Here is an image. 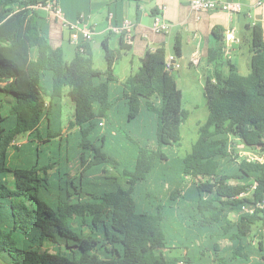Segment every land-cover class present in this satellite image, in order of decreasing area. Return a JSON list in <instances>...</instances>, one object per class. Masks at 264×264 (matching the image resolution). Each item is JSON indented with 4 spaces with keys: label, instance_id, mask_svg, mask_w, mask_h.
<instances>
[{
    "label": "trees",
    "instance_id": "16d2710c",
    "mask_svg": "<svg viewBox=\"0 0 264 264\" xmlns=\"http://www.w3.org/2000/svg\"><path fill=\"white\" fill-rule=\"evenodd\" d=\"M46 3L0 0V262L264 264V224L255 232L256 245L252 235L264 220V206H256L264 201L261 24L251 26L245 75L220 46L209 48L211 68L203 73L207 118L190 152L178 158L179 175L163 173L160 181L155 170L169 160L166 147L180 141L188 116L175 76L165 68V48L147 51L123 80L113 72L128 48L122 35L117 50L103 40L104 69L94 66L89 41L66 60L42 27ZM113 84L120 86L118 95ZM64 96L73 104L70 125L78 126L77 157L85 165L77 177L68 173L76 155L68 150L63 161L61 152ZM121 132L134 147L129 159L115 148ZM17 136L36 144L18 166L10 159ZM240 149L257 151L261 159L240 157ZM105 165L118 174L105 175L113 184L100 192L83 188L86 177L100 176L94 173ZM186 178L188 191L179 188ZM140 184L159 189L141 195ZM175 248L184 252L164 251Z\"/></svg>",
    "mask_w": 264,
    "mask_h": 264
},
{
    "label": "crops",
    "instance_id": "0c3cea01",
    "mask_svg": "<svg viewBox=\"0 0 264 264\" xmlns=\"http://www.w3.org/2000/svg\"><path fill=\"white\" fill-rule=\"evenodd\" d=\"M57 1L63 12V20L56 17L53 12L40 8L44 14L42 27L48 35L50 44L53 47L61 48L64 55L67 51L68 54L72 53L74 57L76 44L70 41L69 29L63 22H79V27L87 26L93 31L92 38L89 41L92 44L91 54L93 62L98 49L103 46L102 42L104 39H108L111 49L117 50L119 48V35L110 34L109 27L111 25H121L125 19L134 24L133 30L128 37L130 43L125 41L128 47L124 50L125 54H127L126 63L123 67H120V64L117 62L119 61L118 59L113 65V72L119 80L125 79L130 73L135 71V68L138 70L142 58L147 51L155 50L161 46L165 48L166 57L170 54L175 55L180 67L174 71H176L178 79H180L187 74V64L189 66L200 67L203 72L211 68L208 63V51L211 47L220 46L223 55L230 59L231 52L236 51L238 44L240 45L244 40V36L242 35L243 28L248 30L249 38L246 37L245 39L249 43L250 56L251 26L255 23L261 24L264 34V0H261L260 3H258V0H228L239 2L242 6V11L233 15L221 10L193 11L189 4L191 0ZM109 13H112L111 18L108 17ZM155 15H160L162 20L170 24L169 32H157L153 30L152 25ZM231 30H233L232 34L234 38L227 40L226 34ZM216 35H221V40L217 39ZM81 38L82 36L80 35V40ZM176 48H178L179 54H176ZM194 56L198 57V61L191 64ZM234 64L238 68V64ZM105 66L106 61L103 68L95 67L104 69ZM175 80L177 84L178 80ZM118 85L113 84L117 95L120 90V86ZM63 115L62 113L63 126L61 137L66 139V141H62L63 148L61 152L64 155L63 161H65L67 159L66 154L69 152L68 150L74 149L73 153L76 155L74 158H70L71 160L77 157L78 153L75 152V148L78 149L76 134L78 126H73L77 128L73 130L72 134L70 132L65 133ZM119 116L120 119H123L124 113L120 112ZM31 151L32 149L28 146L26 155L28 156ZM0 264L4 263L0 262Z\"/></svg>",
    "mask_w": 264,
    "mask_h": 264
},
{
    "label": "rangeland",
    "instance_id": "374dc122",
    "mask_svg": "<svg viewBox=\"0 0 264 264\" xmlns=\"http://www.w3.org/2000/svg\"><path fill=\"white\" fill-rule=\"evenodd\" d=\"M242 35L244 36V40L240 45L238 44V48L236 51L231 52L230 54V60L233 63L238 64V72L242 75H245L249 72V43L248 40L245 39L246 37L249 38L248 30L243 28ZM67 45V44H66ZM70 51V50H69ZM72 52V51H70ZM126 52L123 50L121 53V57L119 58V61H117L120 64V67H123V65L126 63ZM66 60H71L73 57V54H68L66 51V54L64 55ZM94 63L96 67L103 68L104 67V48L103 46L98 49V52L95 54L94 57ZM193 64V63H191ZM136 72L137 68L134 69ZM187 74H185L183 77L178 79L176 71L174 72L175 79L178 80L177 86L181 91V102H182V108L188 112V116L185 119V121L181 124L180 127V133L181 138L180 141L171 147H166L168 150L169 160L160 162L158 164V167L156 168L155 172V180H162L161 178H165V175L163 173H168L169 175H179V169H178V158L184 157L187 153L191 150V145L196 141L198 137V126L202 124L208 115V107H207V99L203 92V70L199 67L192 66L187 64L186 66ZM72 102L70 101L68 96L63 97L62 102V113L63 115V121H64V131L70 132L72 134L73 130L77 127H71L70 123L73 121V106ZM130 123V122H129ZM150 133V132H148ZM123 132H121V135L118 136L119 141L117 144H115L116 149H120L124 156L129 159V157L133 156L134 147L129 143L130 141L123 137ZM150 137L151 134H148ZM14 145L18 148H11L10 150V159L15 165H24L26 163L28 152V146H30V149H34L35 145L31 143V141H28V138L26 136H17L13 142ZM37 143V141H36ZM107 148L112 149L111 145H109ZM75 152L78 153V149L75 148ZM74 151V149L72 150ZM240 157H246L249 159H255L260 158V155L257 151L249 150V149H240L239 151ZM123 161V156L120 157ZM126 159V160H127ZM70 169L68 171L69 177H77L78 175L83 174L84 170L83 166L79 164L78 157L73 159L69 162ZM100 176H89L86 177L87 183L82 185L83 188L88 189L89 191H101L102 188L107 187L108 184L112 185L113 183L110 178L105 177V175L108 176H118L116 170L108 165L103 166L101 170L94 173ZM175 183H179V179H174ZM125 180H120V183L122 185L125 184ZM86 182V181H85ZM89 182V183H88ZM173 182V183H174ZM168 186L172 187V185L167 184ZM165 189H167V186ZM191 186V180L189 178H186L182 183H180V189L188 191ZM159 187L155 184L154 186L145 187L142 184L138 186L139 194L144 195L147 191H156ZM170 189V188H169ZM168 189V190H169ZM167 190V191H168ZM250 195V194H248ZM72 200L76 199V196L71 198ZM263 223L258 222L256 223L252 228V235L254 239V244H257V237L254 236L255 232L261 227ZM164 251L169 255H179L180 253L184 252L182 248H175V249H164ZM255 259V258H254ZM251 262V264H253ZM209 264V263H208Z\"/></svg>",
    "mask_w": 264,
    "mask_h": 264
},
{
    "label": "built area",
    "instance_id": "2783aa9c",
    "mask_svg": "<svg viewBox=\"0 0 264 264\" xmlns=\"http://www.w3.org/2000/svg\"><path fill=\"white\" fill-rule=\"evenodd\" d=\"M260 1L261 0H258V3H260ZM189 4H190L191 9L193 11H196V12H199L202 10H221V11H226L230 15H233V14L240 13L242 11V6L239 2L228 1V0H191ZM42 7L53 12V14L56 17H59L60 19L63 20V12H62L61 6L57 0H49ZM111 16H112V13H109L108 17L111 18ZM63 24L66 25L69 29V39L72 43L78 45L81 42L91 40L93 31L90 28H88L87 26L79 27V25H78L79 22H75V23L63 22ZM133 27H134V24L131 21H129L128 19H125L121 25H111L109 27V31H110V33L118 34L119 36L122 35L124 40L126 42L130 43L128 37L131 34ZM152 28L154 31H157V32H169L170 24H168L164 20H162L160 15H155ZM232 32H233V30L229 31L226 34L227 40H231L234 38ZM80 35L82 36L81 40H80ZM197 61H198V57L194 56L192 59V63H195ZM179 67H180V65L176 61V57L174 54H170L166 57L165 68L167 70H170L173 72L174 70L178 69ZM256 206L263 207L264 201L258 202L256 204ZM243 210L252 212L253 208L243 206ZM262 232L264 233V228L262 229Z\"/></svg>",
    "mask_w": 264,
    "mask_h": 264
}]
</instances>
